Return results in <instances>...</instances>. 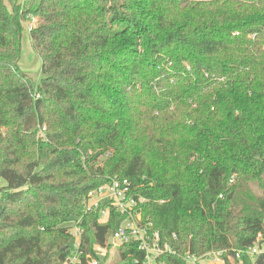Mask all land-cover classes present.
I'll use <instances>...</instances> for the list:
<instances>
[{
  "label": "trees",
  "instance_id": "16d2710c",
  "mask_svg": "<svg viewBox=\"0 0 264 264\" xmlns=\"http://www.w3.org/2000/svg\"><path fill=\"white\" fill-rule=\"evenodd\" d=\"M113 177L179 253L264 264L233 257L264 236V0H0V264H63ZM122 219L85 215L80 264Z\"/></svg>",
  "mask_w": 264,
  "mask_h": 264
},
{
  "label": "built area",
  "instance_id": "2783aa9c",
  "mask_svg": "<svg viewBox=\"0 0 264 264\" xmlns=\"http://www.w3.org/2000/svg\"><path fill=\"white\" fill-rule=\"evenodd\" d=\"M234 179L233 176L230 182ZM146 201L147 198L135 191L131 181L127 178L113 177L89 191L82 201V213L69 226L68 230L75 237V243L63 264L81 263L80 256L83 251L80 243L83 234V219L86 214L94 212L99 213L100 222L107 221L113 213L123 216L118 228L112 234L113 242L108 241L103 247H110L111 244L117 245L119 255L123 260L121 247L128 246V249L130 248L128 250L129 264H174L167 259L174 256L181 257L191 264H225L224 254L227 250L224 249L212 250L201 256L190 252L179 253L168 240L163 239L158 230L154 229L151 221L144 219L141 205ZM263 237V234L259 233L255 244L247 250H233V257L241 259L243 254L251 256L264 254ZM173 239L177 240L175 233ZM87 259H89L87 264H99V260L92 258L89 254Z\"/></svg>",
  "mask_w": 264,
  "mask_h": 264
},
{
  "label": "rangeland",
  "instance_id": "374dc122",
  "mask_svg": "<svg viewBox=\"0 0 264 264\" xmlns=\"http://www.w3.org/2000/svg\"><path fill=\"white\" fill-rule=\"evenodd\" d=\"M35 21V20H34ZM30 24V23H28ZM42 60L39 55L34 51L31 45V39L28 30H25L21 39V67L30 76L38 77L40 73ZM255 191H259L255 188ZM97 253L103 257L105 254L108 256L106 264H129L126 261L121 260L119 255V247L111 244L110 247L104 248L102 245L97 244L95 246Z\"/></svg>",
  "mask_w": 264,
  "mask_h": 264
},
{
  "label": "water",
  "instance_id": "95a60500",
  "mask_svg": "<svg viewBox=\"0 0 264 264\" xmlns=\"http://www.w3.org/2000/svg\"><path fill=\"white\" fill-rule=\"evenodd\" d=\"M112 242H113V237L111 235L110 238H109V243H112Z\"/></svg>",
  "mask_w": 264,
  "mask_h": 264
}]
</instances>
